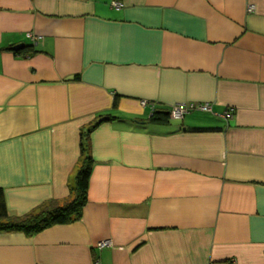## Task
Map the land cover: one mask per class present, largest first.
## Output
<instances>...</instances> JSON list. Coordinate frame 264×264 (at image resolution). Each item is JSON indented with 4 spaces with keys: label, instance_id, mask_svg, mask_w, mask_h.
<instances>
[{
    "label": "crops",
    "instance_id": "1",
    "mask_svg": "<svg viewBox=\"0 0 264 264\" xmlns=\"http://www.w3.org/2000/svg\"><path fill=\"white\" fill-rule=\"evenodd\" d=\"M92 126L82 217L0 230V264H264V0H0L9 215L71 197Z\"/></svg>",
    "mask_w": 264,
    "mask_h": 264
},
{
    "label": "trees",
    "instance_id": "2",
    "mask_svg": "<svg viewBox=\"0 0 264 264\" xmlns=\"http://www.w3.org/2000/svg\"><path fill=\"white\" fill-rule=\"evenodd\" d=\"M24 50H31V53L35 51L32 45H26ZM15 52L20 53L22 52V49ZM170 119L171 116L169 110H155L149 118L151 122L160 124L168 123ZM92 128L93 126L81 135L82 159L79 169L76 173L75 183L71 191V197H69L63 203H51L48 206L40 209L38 212L30 213L22 217H13L8 213L2 191L0 190L1 231H22L26 234L33 235L51 225L69 223L79 220L82 217L83 207L87 202L88 180L92 164V159L87 154L89 145V132Z\"/></svg>",
    "mask_w": 264,
    "mask_h": 264
},
{
    "label": "built area",
    "instance_id": "3",
    "mask_svg": "<svg viewBox=\"0 0 264 264\" xmlns=\"http://www.w3.org/2000/svg\"><path fill=\"white\" fill-rule=\"evenodd\" d=\"M113 5L119 6L120 3L118 1H114ZM253 8H254V6L250 5L248 7V10L251 11ZM27 36L33 40L40 38L38 36L32 35L31 33H28ZM142 102H143V104L146 103V101H142ZM195 110L203 111V112H212V105L209 102H205V103H177V104H174L170 107L169 112H170L171 118L182 119L185 114H187L191 111H195ZM233 110H234L233 108H229L228 110L221 113L219 116L228 120L229 118H231L233 116V113H232ZM97 245H98V247L103 248L105 246L111 245V241L110 240H101L97 243Z\"/></svg>",
    "mask_w": 264,
    "mask_h": 264
},
{
    "label": "water",
    "instance_id": "4",
    "mask_svg": "<svg viewBox=\"0 0 264 264\" xmlns=\"http://www.w3.org/2000/svg\"><path fill=\"white\" fill-rule=\"evenodd\" d=\"M24 46H25L24 43H20V44L13 45L11 49L14 51H17V50L22 49Z\"/></svg>",
    "mask_w": 264,
    "mask_h": 264
}]
</instances>
